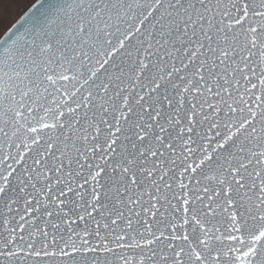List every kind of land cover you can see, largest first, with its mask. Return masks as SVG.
<instances>
[{"label":"snow or ice","instance_id":"obj_1","mask_svg":"<svg viewBox=\"0 0 264 264\" xmlns=\"http://www.w3.org/2000/svg\"><path fill=\"white\" fill-rule=\"evenodd\" d=\"M0 26V264H264V0Z\"/></svg>","mask_w":264,"mask_h":264},{"label":"rangeland","instance_id":"obj_2","mask_svg":"<svg viewBox=\"0 0 264 264\" xmlns=\"http://www.w3.org/2000/svg\"><path fill=\"white\" fill-rule=\"evenodd\" d=\"M37 0H19V3L25 7V10L27 7H29L31 4H33L34 2H36ZM22 13L16 12L14 14V16L12 17V21L7 25V27H11V23H14L15 20L19 19V15H21ZM7 27H2L0 26V36H3L4 32L7 30Z\"/></svg>","mask_w":264,"mask_h":264},{"label":"water","instance_id":"obj_3","mask_svg":"<svg viewBox=\"0 0 264 264\" xmlns=\"http://www.w3.org/2000/svg\"><path fill=\"white\" fill-rule=\"evenodd\" d=\"M38 2V0L36 2H34L33 4H36ZM31 6V5H30Z\"/></svg>","mask_w":264,"mask_h":264}]
</instances>
